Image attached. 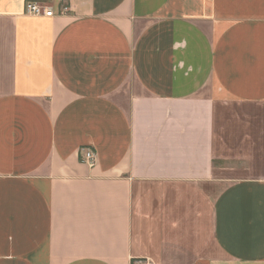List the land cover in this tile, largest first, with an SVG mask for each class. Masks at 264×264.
Listing matches in <instances>:
<instances>
[{
	"label": "crops",
	"instance_id": "obj_1",
	"mask_svg": "<svg viewBox=\"0 0 264 264\" xmlns=\"http://www.w3.org/2000/svg\"><path fill=\"white\" fill-rule=\"evenodd\" d=\"M27 1L0 0V264H264V0Z\"/></svg>",
	"mask_w": 264,
	"mask_h": 264
},
{
	"label": "built area",
	"instance_id": "obj_2",
	"mask_svg": "<svg viewBox=\"0 0 264 264\" xmlns=\"http://www.w3.org/2000/svg\"><path fill=\"white\" fill-rule=\"evenodd\" d=\"M66 9L65 7L62 8ZM25 12L30 15H50L51 9L49 6L40 1L29 0L25 3ZM84 161L93 166L96 162L95 152L91 148H83ZM131 264H153L150 260L144 258H136L131 261Z\"/></svg>",
	"mask_w": 264,
	"mask_h": 264
}]
</instances>
